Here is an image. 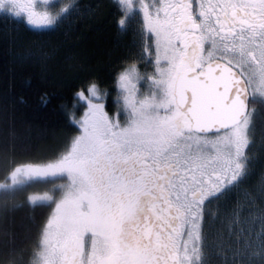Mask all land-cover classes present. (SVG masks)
<instances>
[{"label":"snow or ice","instance_id":"1","mask_svg":"<svg viewBox=\"0 0 264 264\" xmlns=\"http://www.w3.org/2000/svg\"><path fill=\"white\" fill-rule=\"evenodd\" d=\"M79 7L0 0L5 18L38 30ZM111 7L138 50L109 86L94 71L80 77L62 105L74 132L31 163L17 160L14 129L0 140V217L51 209L30 217L31 253L4 239L0 264H264V169L254 175L250 151L264 109V0Z\"/></svg>","mask_w":264,"mask_h":264},{"label":"trees","instance_id":"2","mask_svg":"<svg viewBox=\"0 0 264 264\" xmlns=\"http://www.w3.org/2000/svg\"><path fill=\"white\" fill-rule=\"evenodd\" d=\"M76 2L78 9L46 30L27 25L21 17L0 14V140L10 129L24 139L16 157L21 163L46 158L74 132L62 105L68 104L82 75L94 71L109 86L112 68L138 50L134 26L124 31L117 25L114 0ZM258 112L264 119V109L258 106ZM50 210L25 206L12 210L6 221L0 217V242L16 240L30 254L38 240L30 217L42 222ZM3 252L0 246V256Z\"/></svg>","mask_w":264,"mask_h":264},{"label":"rangeland","instance_id":"3","mask_svg":"<svg viewBox=\"0 0 264 264\" xmlns=\"http://www.w3.org/2000/svg\"><path fill=\"white\" fill-rule=\"evenodd\" d=\"M68 2V0H59L56 4ZM20 18V17H18ZM22 20L26 21L25 18L21 17ZM51 27V26H49ZM259 112L254 121V128L252 133V147H251V158L254 161L253 173L255 176L259 175V172L264 169V119L259 117ZM43 186H35L29 188L25 193H22L19 197L24 196L27 192L41 190Z\"/></svg>","mask_w":264,"mask_h":264},{"label":"flooded vegetation","instance_id":"4","mask_svg":"<svg viewBox=\"0 0 264 264\" xmlns=\"http://www.w3.org/2000/svg\"><path fill=\"white\" fill-rule=\"evenodd\" d=\"M54 1H56V0H50V2H54Z\"/></svg>","mask_w":264,"mask_h":264}]
</instances>
